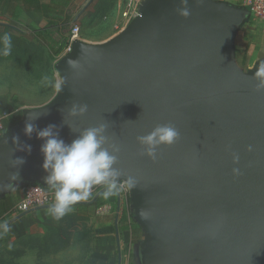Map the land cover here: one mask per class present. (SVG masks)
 <instances>
[{"label":"water","instance_id":"95a60500","mask_svg":"<svg viewBox=\"0 0 264 264\" xmlns=\"http://www.w3.org/2000/svg\"><path fill=\"white\" fill-rule=\"evenodd\" d=\"M182 6V0H144L139 16L107 41H73L55 64L54 97L24 109L0 134V199L17 187L50 188L43 142L23 133L30 114H40L39 129L55 124L65 143L104 122L106 135L121 146L119 181L135 180L134 188L127 184L142 233L135 264H264V90L254 78L264 58L244 71L234 52L251 15L227 0H187L191 14L183 18ZM73 103L87 104V113L69 117ZM164 124L178 130V141L158 148L155 161L141 156L137 137ZM13 136L31 145V154L14 151ZM18 157L25 163L11 168ZM16 171L14 187L5 188Z\"/></svg>","mask_w":264,"mask_h":264},{"label":"crops","instance_id":"0c3cea01","mask_svg":"<svg viewBox=\"0 0 264 264\" xmlns=\"http://www.w3.org/2000/svg\"><path fill=\"white\" fill-rule=\"evenodd\" d=\"M122 1L0 0V28L23 32L22 27L33 33L48 27L49 30H59L62 35L65 31L64 19L69 17L70 29L77 25L85 31V35L91 29L96 33L95 37H98L89 39L79 35L78 39L88 43H101L116 34L113 26L119 19ZM65 37L66 35L63 38ZM35 42L37 45H44L33 41ZM14 43L21 47L29 44L28 41ZM234 52L237 60L236 39ZM60 57L62 55L59 59ZM5 61L17 63L9 56ZM0 62L4 63L2 60ZM2 93L3 90L0 89V112H5L14 106L7 103L10 96ZM22 193L23 187H17L5 196L12 198V204L0 219V264H118L119 250L124 239L133 241L130 228L121 221L126 211L124 205L119 208L116 193L113 212L109 214L96 213L98 206L110 204V197L106 199L101 194L98 197L96 194L75 205L60 220L49 215L50 206L32 210L18 219L10 217L9 213L21 199ZM95 197L94 203H91Z\"/></svg>","mask_w":264,"mask_h":264},{"label":"clouds","instance_id":"9594fccd","mask_svg":"<svg viewBox=\"0 0 264 264\" xmlns=\"http://www.w3.org/2000/svg\"><path fill=\"white\" fill-rule=\"evenodd\" d=\"M182 6L178 14L183 18L190 16V10L186 6L187 0H182ZM4 43V55H8L11 49V37L5 33L0 36ZM69 66L75 68L77 62L70 60ZM254 78L257 80V90H264V63L258 65ZM88 111L87 104L73 103L68 109L71 118L83 117ZM46 114V113H45ZM40 118V114H30L24 125L23 133L29 139L35 133L36 138L43 143L40 152L43 156L42 168L47 173L45 184L54 192V202L48 209L49 215L60 220L73 210V207L82 201L88 200L93 193V188L103 187L101 195L109 198L118 190L120 172L116 167L121 146L111 141L106 135L108 124L101 122L97 126L79 131V135L71 141H65L59 136V129L55 124H49L39 129L34 121ZM179 139L178 130L171 124L156 126L149 134L137 137V143L141 146V156L150 160L157 159V149L161 146H172ZM5 142H8L5 139ZM15 145L14 151H24L31 154L32 146L20 144L19 136L12 137ZM251 151V146H249ZM13 151V152H14ZM13 154V153H12ZM233 163L239 162V155L232 154ZM25 163L23 158L10 160L11 168L18 169ZM234 174H239V169H233ZM19 179V172L9 174V183L5 188L14 187V182ZM129 187H135L133 177L127 178ZM143 216V210H141Z\"/></svg>","mask_w":264,"mask_h":264},{"label":"rangeland","instance_id":"374dc122","mask_svg":"<svg viewBox=\"0 0 264 264\" xmlns=\"http://www.w3.org/2000/svg\"><path fill=\"white\" fill-rule=\"evenodd\" d=\"M20 28L23 32L0 28V36L7 33L11 37V49L8 55L3 54L5 46L3 41L0 40V60L4 62H0V89L3 90L2 94L10 96L7 103L14 106L11 110H5V112L42 106L54 97L59 86V75L55 69V64L62 53L53 56L46 45L33 43L37 40L31 32L22 27ZM87 32L85 35V31L80 29L79 35L86 36L89 39L98 38L95 37L96 33L91 29H88ZM67 34V30L62 32V35L54 33L53 38L60 42V39ZM235 39L238 55L236 61L244 71L251 69L256 61L264 58V22L251 15L250 19L239 28ZM19 41H28L29 44L21 47L20 44L14 43ZM7 56L13 57L17 63L6 62ZM5 75L8 76L5 77ZM16 117H18V114H16ZM109 202L111 205L115 204V194L109 198ZM141 238L142 233L139 235L138 241ZM135 245L134 240L124 239V243L120 248L121 264H129L130 260H133ZM66 258L68 259L67 256Z\"/></svg>","mask_w":264,"mask_h":264},{"label":"built area","instance_id":"2783aa9c","mask_svg":"<svg viewBox=\"0 0 264 264\" xmlns=\"http://www.w3.org/2000/svg\"><path fill=\"white\" fill-rule=\"evenodd\" d=\"M144 0H123L118 21L114 24L113 29L116 33L123 30L133 19L139 16V7ZM236 5H243L248 8L250 15L257 18L259 21L264 22V0H228ZM250 8V9H249ZM80 28L75 25L71 28L68 36L66 37L64 46L61 50L62 56L66 55L71 50V45L74 40L79 37ZM18 114V117H16ZM22 110H16L11 112H0V134L5 129L6 121H18L21 118ZM103 187L93 188V198ZM119 195V208L124 205L125 211L128 212L129 203V189L124 181L118 180V190L115 192ZM54 202V192L50 188H45L40 185H28L23 187V193L21 199L14 204L9 216L18 217L29 211L51 206ZM113 212V206L111 204L100 205L96 209L97 214H109Z\"/></svg>","mask_w":264,"mask_h":264},{"label":"trees","instance_id":"16d2710c","mask_svg":"<svg viewBox=\"0 0 264 264\" xmlns=\"http://www.w3.org/2000/svg\"><path fill=\"white\" fill-rule=\"evenodd\" d=\"M64 30H67V32H70V18L67 17L64 19ZM54 33H59V30H49L48 27L44 30H39V31H34L32 33L33 37L35 38V40H37L38 42L46 45L48 47V49L51 51L53 56H57L65 43L66 37L63 39H60V42L54 40L53 38V34ZM14 121H6L5 122V128L14 125ZM12 204V198L11 197H5L4 199L0 200V219L2 218V216L7 212V210L9 209V207ZM121 221L128 225V228H130L131 230V234L133 236V240L135 243H137L138 239H139V235L141 234L140 229L138 227V225L135 223L134 221V217L133 214L131 213L130 209H128V212L126 211V213H124V215L122 216Z\"/></svg>","mask_w":264,"mask_h":264},{"label":"flooded vegetation","instance_id":"af4514ba","mask_svg":"<svg viewBox=\"0 0 264 264\" xmlns=\"http://www.w3.org/2000/svg\"><path fill=\"white\" fill-rule=\"evenodd\" d=\"M129 264H135L134 257L133 260H130Z\"/></svg>","mask_w":264,"mask_h":264}]
</instances>
